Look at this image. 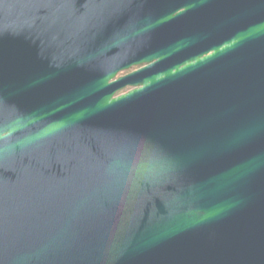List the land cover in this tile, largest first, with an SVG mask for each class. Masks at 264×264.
Wrapping results in <instances>:
<instances>
[{
	"label": "water",
	"instance_id": "95a60500",
	"mask_svg": "<svg viewBox=\"0 0 264 264\" xmlns=\"http://www.w3.org/2000/svg\"><path fill=\"white\" fill-rule=\"evenodd\" d=\"M0 264H264V0H0Z\"/></svg>",
	"mask_w": 264,
	"mask_h": 264
},
{
	"label": "flooded vegetation",
	"instance_id": "af4514ba",
	"mask_svg": "<svg viewBox=\"0 0 264 264\" xmlns=\"http://www.w3.org/2000/svg\"><path fill=\"white\" fill-rule=\"evenodd\" d=\"M137 68H135V69H133V70H136ZM127 73H129V72H127ZM127 73H125V74H127ZM125 74H123V75H125ZM129 89H126V90H124L122 93H124V92H126V91H128Z\"/></svg>",
	"mask_w": 264,
	"mask_h": 264
}]
</instances>
